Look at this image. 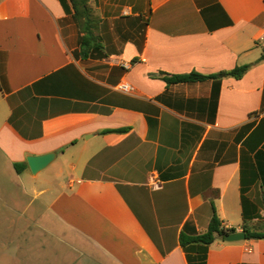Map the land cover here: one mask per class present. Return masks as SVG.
I'll use <instances>...</instances> for the list:
<instances>
[{"label": "crops", "instance_id": "crops-1", "mask_svg": "<svg viewBox=\"0 0 264 264\" xmlns=\"http://www.w3.org/2000/svg\"><path fill=\"white\" fill-rule=\"evenodd\" d=\"M129 1L77 18L70 0H0V264H187L183 226L203 233L213 206L241 232L242 197L264 227V0ZM85 25L100 47L81 57ZM206 264H264V240L215 239Z\"/></svg>", "mask_w": 264, "mask_h": 264}, {"label": "trees", "instance_id": "trees-1", "mask_svg": "<svg viewBox=\"0 0 264 264\" xmlns=\"http://www.w3.org/2000/svg\"><path fill=\"white\" fill-rule=\"evenodd\" d=\"M75 11V17L80 15H87L85 9L86 0H70ZM84 27V26H83ZM85 35L80 38V55L86 57L91 49L99 48L98 44H94V38L91 35L90 25H85ZM264 59V54L257 60L260 62ZM250 64L235 66L228 71H220L215 74L203 75L201 73L192 71L184 74H172L159 73L160 78L166 83V85L172 84H190L203 82L206 80L219 81L226 77L234 79H241L245 73L250 69ZM124 131L120 129L119 132ZM14 168L16 172L20 173L25 168V163H15ZM242 192V190H241ZM243 202V231L245 232L246 240H264V227L261 230H251L247 227V217L244 212L246 200L242 197ZM235 232L234 229H225L221 225V221L215 213V209L212 206V215L209 220L207 229L203 233H198L192 223H186L179 234V245L182 248L187 264H206V256L208 247L215 241L219 235H227Z\"/></svg>", "mask_w": 264, "mask_h": 264}, {"label": "water", "instance_id": "water-1", "mask_svg": "<svg viewBox=\"0 0 264 264\" xmlns=\"http://www.w3.org/2000/svg\"><path fill=\"white\" fill-rule=\"evenodd\" d=\"M55 158V153H46L38 156H28L26 157V163L32 174H37L38 172L45 169ZM219 241L226 242H236L245 239V232H234L227 235H219L216 237Z\"/></svg>", "mask_w": 264, "mask_h": 264}, {"label": "built area", "instance_id": "built-area-1", "mask_svg": "<svg viewBox=\"0 0 264 264\" xmlns=\"http://www.w3.org/2000/svg\"><path fill=\"white\" fill-rule=\"evenodd\" d=\"M123 66L127 67L128 65L127 64H123ZM116 89L119 90V91H122V92H128L129 89H130V86L127 83L124 82V83H121V84L117 85ZM151 186L153 188H157L158 187V181L153 179L151 181Z\"/></svg>", "mask_w": 264, "mask_h": 264}, {"label": "rangeland", "instance_id": "rangeland-1", "mask_svg": "<svg viewBox=\"0 0 264 264\" xmlns=\"http://www.w3.org/2000/svg\"><path fill=\"white\" fill-rule=\"evenodd\" d=\"M119 1H121V2H125V4H127L126 2H128L129 0H119ZM129 2H131V0L129 1ZM137 7H138V5H137ZM123 10V9H122ZM91 11H92V17H93V13H94V11H93V9H91ZM146 15V14H145ZM44 171V170H43ZM40 172H42V171H40Z\"/></svg>", "mask_w": 264, "mask_h": 264}]
</instances>
